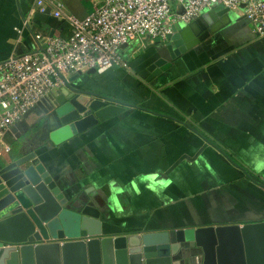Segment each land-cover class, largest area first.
Returning a JSON list of instances; mask_svg holds the SVG:
<instances>
[{"label":"crops","instance_id":"1","mask_svg":"<svg viewBox=\"0 0 264 264\" xmlns=\"http://www.w3.org/2000/svg\"><path fill=\"white\" fill-rule=\"evenodd\" d=\"M89 1L63 0L65 10L79 17ZM33 5L0 0V62L33 49L35 32L68 34L59 19L30 13ZM245 24L238 35L228 31L204 52L171 61L149 79L148 68L165 57L164 45L129 43L121 49L128 68L76 82L144 109L126 107L52 146L44 130L45 112L54 103L49 95L13 127L9 135L19 137L1 160L35 150L65 196L75 192L100 206L104 234L264 220V36ZM15 28H22L20 42ZM37 122L38 132L20 134Z\"/></svg>","mask_w":264,"mask_h":264},{"label":"water","instance_id":"2","mask_svg":"<svg viewBox=\"0 0 264 264\" xmlns=\"http://www.w3.org/2000/svg\"><path fill=\"white\" fill-rule=\"evenodd\" d=\"M245 21L215 4L188 24H174L161 49L165 57L154 61L148 70L152 76L160 73L177 59L196 52L203 38L210 43L212 35L225 34L231 25L244 27ZM201 31L205 32L198 36ZM95 73L94 69L75 73L65 86L51 92L54 103L45 112L44 130L52 146L62 145L126 107L144 109L88 89L84 82L77 84ZM175 120L203 136L188 122ZM13 127L5 135L12 148L19 137L9 135ZM1 158L0 264H264V220L104 234L100 206L75 192L65 196L35 150L9 162ZM226 158L239 166L228 155Z\"/></svg>","mask_w":264,"mask_h":264},{"label":"built area","instance_id":"3","mask_svg":"<svg viewBox=\"0 0 264 264\" xmlns=\"http://www.w3.org/2000/svg\"><path fill=\"white\" fill-rule=\"evenodd\" d=\"M34 4L30 13L59 19L68 34L35 32L33 49L12 52L0 62V158L12 150L5 139L10 129L73 74L127 67L121 53L124 44L164 45L174 24H188L215 4L243 17L257 37L264 36V0H90L83 17L68 13L63 0H34ZM27 27L24 18L22 28ZM22 28H15L17 42L22 41Z\"/></svg>","mask_w":264,"mask_h":264},{"label":"flooded vegetation","instance_id":"4","mask_svg":"<svg viewBox=\"0 0 264 264\" xmlns=\"http://www.w3.org/2000/svg\"><path fill=\"white\" fill-rule=\"evenodd\" d=\"M239 27H241L242 29H244L243 28V26L240 24H236V25H231V27L230 28H226V30H228L229 32L230 31H233V34H235V35H238L239 33H238V29H239ZM237 30V31H236ZM204 32L205 31H201L199 34H198V36H202L203 34H204ZM226 32V31H225ZM224 33V32H223ZM222 32L221 33H218V34H215V35H212L213 36V40L214 41H219V39L220 38H222V36L224 35ZM211 36V37H212ZM207 41V38H203V40H201V42L199 43V45H197V51L199 52V53H201V52H204V50H205V48L204 47H207V45L209 44L208 42H206ZM167 59H169V58H167ZM178 60V59H177ZM155 70V69H154ZM149 76H152V73L150 72L149 73V75L147 76V79H149L148 77Z\"/></svg>","mask_w":264,"mask_h":264},{"label":"rangeland","instance_id":"5","mask_svg":"<svg viewBox=\"0 0 264 264\" xmlns=\"http://www.w3.org/2000/svg\"><path fill=\"white\" fill-rule=\"evenodd\" d=\"M241 30H242V28L241 27H239V29H238V31L239 32H241ZM127 68H128V64H127ZM98 74H102V73H95V75H98ZM92 80L93 79H91V80H89L90 82H92ZM40 127H41V123H36V124H33L32 126H31V128L29 129V131H27V132H24L25 134H32V133H34V132H38L39 130H40ZM237 161V160H236ZM237 167H239V166H237ZM242 169V168H241Z\"/></svg>","mask_w":264,"mask_h":264}]
</instances>
